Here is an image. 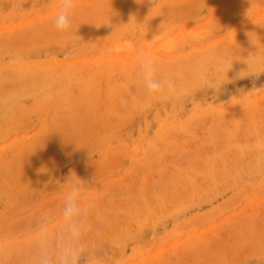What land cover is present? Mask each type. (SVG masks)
<instances>
[{"label":"rangeland","instance_id":"obj_1","mask_svg":"<svg viewBox=\"0 0 264 264\" xmlns=\"http://www.w3.org/2000/svg\"><path fill=\"white\" fill-rule=\"evenodd\" d=\"M74 2L61 34L60 0H0V264L71 175L80 264H264V0ZM144 56L173 92L146 96Z\"/></svg>","mask_w":264,"mask_h":264},{"label":"clouds","instance_id":"obj_2","mask_svg":"<svg viewBox=\"0 0 264 264\" xmlns=\"http://www.w3.org/2000/svg\"><path fill=\"white\" fill-rule=\"evenodd\" d=\"M74 8V0H60L59 10L53 19L57 32L67 34L71 31ZM256 62L264 63V57H258ZM247 64L250 68V64ZM136 76L148 98H159L175 90L172 81H165L158 76L157 61L151 56L141 57L137 61ZM71 177L66 182L69 188L60 208L59 224L53 227L56 221L44 215L34 234L29 264H80L86 255L84 237L93 230L88 221L92 205L81 204V186L84 182L76 175L74 180Z\"/></svg>","mask_w":264,"mask_h":264}]
</instances>
